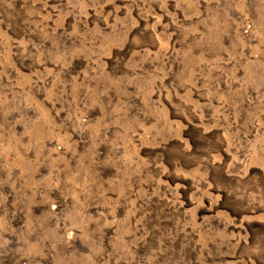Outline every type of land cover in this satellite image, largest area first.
<instances>
[{
	"label": "rangeland",
	"instance_id": "1",
	"mask_svg": "<svg viewBox=\"0 0 264 264\" xmlns=\"http://www.w3.org/2000/svg\"><path fill=\"white\" fill-rule=\"evenodd\" d=\"M0 264H264V0H0Z\"/></svg>",
	"mask_w": 264,
	"mask_h": 264
}]
</instances>
